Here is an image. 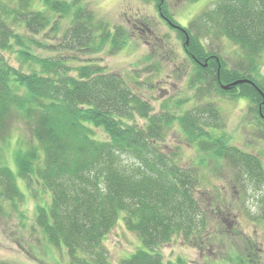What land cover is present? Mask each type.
Instances as JSON below:
<instances>
[{
	"label": "trees",
	"instance_id": "1",
	"mask_svg": "<svg viewBox=\"0 0 264 264\" xmlns=\"http://www.w3.org/2000/svg\"><path fill=\"white\" fill-rule=\"evenodd\" d=\"M155 1L163 19L178 26L165 3ZM213 17L217 23H209ZM64 22L68 27L62 34ZM211 24L243 51L239 69H229L222 58L218 62L200 38L191 35L192 27L210 32ZM189 27L191 39L185 50L194 62L190 86L196 94L186 101H167L155 114L151 103L123 77L89 65L72 70L69 57H40L32 52L31 47L84 53L123 47L121 29L112 35L83 0H0V140H7L15 118L31 125L32 140L16 151L18 176L29 186L35 180L38 190H43L37 228L46 243L66 250L70 264H112L105 241L119 222L138 238L136 252L125 255L120 264H181L166 263L159 250L176 238L204 246L215 238L212 225L223 226L221 220L229 214L227 206L220 208L226 216L213 213L209 206H217L215 200L207 201L204 209L196 198L199 179L213 161L228 162L242 182L241 190L258 193L262 210L258 222L264 227L261 161L229 143L212 100L218 94L259 106L256 114L264 137L260 115L264 116V78L259 73L264 0H221ZM49 29L55 38L62 36L56 46L37 39ZM178 33L184 41L183 31ZM5 53L14 55L21 69ZM243 80L251 82L222 89ZM174 128L183 135L179 143L192 150L188 161L199 169L180 163V146L166 147ZM16 183L11 170L1 168L0 185L5 188L0 199L21 198ZM249 247L255 245L245 248L250 257L232 251L234 256L227 261L259 264L257 254L252 257L256 248ZM257 250H264V243Z\"/></svg>",
	"mask_w": 264,
	"mask_h": 264
},
{
	"label": "rangeland",
	"instance_id": "2",
	"mask_svg": "<svg viewBox=\"0 0 264 264\" xmlns=\"http://www.w3.org/2000/svg\"><path fill=\"white\" fill-rule=\"evenodd\" d=\"M90 10H93L98 20H102L114 35L116 29H121L125 35V45L120 50L105 47L93 53L63 52L31 47L34 54L40 57H69L72 70L82 65L95 67L106 74H117L125 79L135 92L139 93L154 108V113L160 112L163 103L173 99L188 100L196 91L190 86L191 74L194 73V62L185 51L186 36L179 38V33L173 30L161 18L158 4L144 0H83ZM197 3H194L196 2ZM221 0H164L169 15L181 26L190 29L189 24L200 14L213 9ZM210 21L216 19H208ZM68 25L64 22L63 34ZM191 35L200 38L205 49L213 56L221 57L230 69H238L245 55L235 43L219 35V27L211 24V31L203 28H191ZM189 31V34H190ZM26 37L30 35L22 31ZM62 36L55 38L52 30H47L37 37L43 45L56 46ZM191 36H189V40ZM5 57L16 68L20 63L14 55L5 53ZM260 77L264 78V54L259 61ZM21 69V68H20ZM216 103L224 122L223 130L229 143L241 150L257 156L264 169V137L258 125L256 111L259 106L252 105L248 99L234 100L216 94L212 99ZM143 123V122H142ZM221 131V133L223 132ZM176 128L172 129L166 138V147L179 151L184 167L197 168L187 159L192 150L186 149L179 143L183 139ZM32 140L31 125L23 118H15L9 137L0 140V169L11 170L16 175V151L25 148V143ZM201 171V170H198ZM202 173H204L202 171ZM17 186L23 195L14 197L15 201L0 199V263L14 264H70L64 248H58L45 242L42 231L36 224L37 207L43 205V190L33 180L27 184L25 180ZM236 170L228 162L210 163V168L201 176L197 184L196 198L199 202L217 201V206L209 208L213 213H220V208L227 206L232 211L234 221H229L228 232L214 223L215 238L203 242L204 246L194 245L181 238L163 246L159 253L164 261L181 264H231L233 252L247 255L249 243L257 246L264 242V228L259 222L253 223L249 211L257 215L260 209L257 205L258 193L250 190L243 195L241 181H238ZM5 187L0 185V191ZM264 189V188H263ZM39 197V198H38ZM48 195L45 201L50 205ZM38 201V203H37ZM208 207V206H207ZM204 209L206 207H203ZM262 211V210H261ZM231 217V218H232ZM243 218V219H242ZM248 219V220H247ZM121 224V225H120ZM201 241V240H200ZM138 238L129 233L119 222L105 241L106 250L112 264H120L125 255L136 252ZM246 248V249H245ZM141 248V244L138 246ZM231 249V250H229ZM260 263L264 264V250L257 255ZM126 256L124 259H127Z\"/></svg>",
	"mask_w": 264,
	"mask_h": 264
},
{
	"label": "flooded vegetation",
	"instance_id": "3",
	"mask_svg": "<svg viewBox=\"0 0 264 264\" xmlns=\"http://www.w3.org/2000/svg\"><path fill=\"white\" fill-rule=\"evenodd\" d=\"M202 206H206V203H202ZM229 221H231L230 219H222L221 222L223 223V227L227 228L229 227Z\"/></svg>",
	"mask_w": 264,
	"mask_h": 264
},
{
	"label": "bare ground",
	"instance_id": "4",
	"mask_svg": "<svg viewBox=\"0 0 264 264\" xmlns=\"http://www.w3.org/2000/svg\"><path fill=\"white\" fill-rule=\"evenodd\" d=\"M125 41V40H124ZM263 54H264V52H263ZM263 54H262V57H263ZM261 57V58H262ZM213 58H215L218 62L220 61V58L221 57H218V56H214ZM261 58H260V60H261ZM230 69V68H229ZM237 69V68H236ZM239 69V68H238ZM232 70V69H231ZM260 115H261V117H263V121H264V116H263V114L260 112Z\"/></svg>",
	"mask_w": 264,
	"mask_h": 264
},
{
	"label": "water",
	"instance_id": "5",
	"mask_svg": "<svg viewBox=\"0 0 264 264\" xmlns=\"http://www.w3.org/2000/svg\"><path fill=\"white\" fill-rule=\"evenodd\" d=\"M245 82H246V81H245ZM240 83H242V82H237V83H235V84H233V85H230V86L224 87V89H225V90H229L230 88H232V87H234V86H236V85H238V84H240Z\"/></svg>",
	"mask_w": 264,
	"mask_h": 264
}]
</instances>
